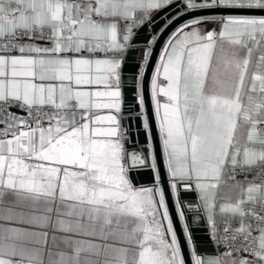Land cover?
I'll use <instances>...</instances> for the list:
<instances>
[{"label":"snow or ice","instance_id":"obj_1","mask_svg":"<svg viewBox=\"0 0 264 264\" xmlns=\"http://www.w3.org/2000/svg\"><path fill=\"white\" fill-rule=\"evenodd\" d=\"M0 219V264H264V0H0Z\"/></svg>","mask_w":264,"mask_h":264},{"label":"crops","instance_id":"obj_2","mask_svg":"<svg viewBox=\"0 0 264 264\" xmlns=\"http://www.w3.org/2000/svg\"><path fill=\"white\" fill-rule=\"evenodd\" d=\"M256 55L258 56L259 53H257ZM237 180H239V181H245V179H237ZM228 183H231V181H228ZM244 187H245V188L247 187V183H246V182L244 183ZM219 195H220V196H224V197H226V196H228V195H233V196H235L234 193H230V192H229V189L227 188V186H222V187L220 188ZM222 202H228V201H227V200H219V199H218L217 204L222 203ZM245 207H246V206H245ZM257 207H258V206H257ZM258 208H259V207H258ZM259 210H260V209H259ZM23 211L28 212L29 210H28L27 208H25V209H23ZM225 218H226V219L231 218L232 223H234V224H236V225L238 226V223H239V217H238V216H236V217H230V214H229V215H226ZM246 222H247V219H246ZM2 224H8L9 226H16V227H23V226H24V225H22V224H18V223H16L15 221H11V222H9V221H4V220L0 219V225H2ZM123 226H124V221L121 220V224L119 225V227H120V228H123ZM129 226H130V225H129ZM113 227L115 228V227H117V225L113 224ZM58 235H59V233H58ZM109 242H111V243H117V244H118V241H114V240H110ZM118 246H124V245H119V244H118ZM63 247H64L63 245H60V248H63ZM205 254L214 255V254H216V252H213V253H205ZM95 258H96V259H99V260L102 261L105 257H104L103 254H101L99 257H95Z\"/></svg>","mask_w":264,"mask_h":264},{"label":"water","instance_id":"obj_3","mask_svg":"<svg viewBox=\"0 0 264 264\" xmlns=\"http://www.w3.org/2000/svg\"><path fill=\"white\" fill-rule=\"evenodd\" d=\"M201 235H202V238L205 240V245H204V249H203V251L205 252V253H213V252H216V250H215V247L212 245V244H210V243H207V236H205L204 234H203V231L201 232Z\"/></svg>","mask_w":264,"mask_h":264},{"label":"built area","instance_id":"obj_4","mask_svg":"<svg viewBox=\"0 0 264 264\" xmlns=\"http://www.w3.org/2000/svg\"><path fill=\"white\" fill-rule=\"evenodd\" d=\"M13 111H16V110L13 109ZM236 179H245V176L242 175V174H240V175H237V176H236ZM251 179H252V175L250 174V175L247 176V180H251ZM257 182H259V181L257 180ZM246 208H247V206H246ZM256 210L259 211V208L257 207ZM233 226H237V225L233 223ZM221 247L224 248L223 245H221ZM224 249H225V248H224Z\"/></svg>","mask_w":264,"mask_h":264},{"label":"trees","instance_id":"obj_5","mask_svg":"<svg viewBox=\"0 0 264 264\" xmlns=\"http://www.w3.org/2000/svg\"><path fill=\"white\" fill-rule=\"evenodd\" d=\"M220 251L223 252L225 251V249L220 246Z\"/></svg>","mask_w":264,"mask_h":264}]
</instances>
